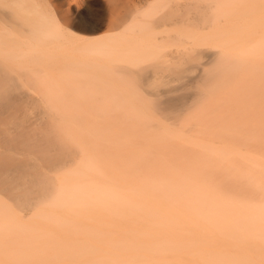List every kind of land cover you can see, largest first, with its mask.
I'll use <instances>...</instances> for the list:
<instances>
[{
  "label": "bare ground",
  "instance_id": "obj_1",
  "mask_svg": "<svg viewBox=\"0 0 264 264\" xmlns=\"http://www.w3.org/2000/svg\"><path fill=\"white\" fill-rule=\"evenodd\" d=\"M194 2L168 0L158 26L201 19ZM2 6L0 23L15 21ZM256 9L264 21V0ZM263 21L249 32L257 38L236 23L210 24L226 36L203 41L217 49L202 50L194 89L162 90L150 105L62 102L80 96L51 91L42 101L0 64L2 261L264 264ZM104 49L94 41L85 51ZM184 52L160 65L182 63Z\"/></svg>",
  "mask_w": 264,
  "mask_h": 264
},
{
  "label": "rangeland",
  "instance_id": "obj_2",
  "mask_svg": "<svg viewBox=\"0 0 264 264\" xmlns=\"http://www.w3.org/2000/svg\"><path fill=\"white\" fill-rule=\"evenodd\" d=\"M193 1V14L201 19L194 18L187 27L165 28L158 26L157 18L167 10L168 0H1V8L10 10L16 22L0 23L3 39H0V59L4 60L0 64L13 72L16 70L15 75L19 79L20 74L19 82L24 84L25 91L29 90L42 101H46L43 97L51 91L80 96L65 97L62 102L150 105L154 102L153 96L162 90L186 85L190 91L194 89L190 79L200 71L205 53L202 50L217 49L211 43L207 46L202 43L206 38L226 36L214 33L210 24L236 23L246 31L243 37H259L249 34L263 21L258 20L256 11L259 0ZM138 9L140 16L124 25V17ZM117 23L123 26L114 31ZM45 26L55 31L50 39L43 33L38 35L42 32L38 30ZM173 34L178 35L176 40ZM94 41L104 44L100 54L85 51ZM172 50L185 51L184 61L160 65L163 56L167 59ZM200 102L193 105L194 111L204 106L205 101ZM155 113L170 123L176 121L161 111ZM118 116L125 115L120 112ZM0 264H5L1 258ZM25 264L37 263L32 260Z\"/></svg>",
  "mask_w": 264,
  "mask_h": 264
}]
</instances>
